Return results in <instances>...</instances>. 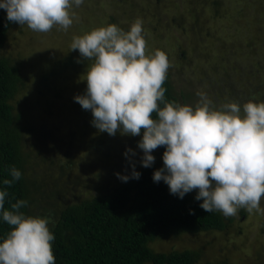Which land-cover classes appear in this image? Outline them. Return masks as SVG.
Wrapping results in <instances>:
<instances>
[{
  "label": "rangeland",
  "instance_id": "rangeland-1",
  "mask_svg": "<svg viewBox=\"0 0 264 264\" xmlns=\"http://www.w3.org/2000/svg\"><path fill=\"white\" fill-rule=\"evenodd\" d=\"M259 1L264 4L261 0H84L70 9L75 15L66 31L57 25L50 32L39 33L12 22L0 57L8 59L23 80L14 100L15 114L20 113L34 133L40 134L47 127L51 138L46 136L56 148L55 159L63 166L69 163L60 182L70 188L68 203L90 199L98 193V184L113 180L105 171H111L118 158L138 168L142 167L144 155L138 147L142 133L131 136L117 131L110 136L100 132L92 125L91 110H84L75 102L76 96L86 93V76L94 60L84 59L79 50L72 51L73 37L111 24L127 32L140 18L147 41L146 54L161 50L168 56V76L178 104L195 109L202 93L212 101V107L219 109L220 102L231 95L228 84L236 82L243 115L245 100L263 102L259 94L250 95L256 81L253 78L261 82L264 70L246 44H257L264 37V22L258 25L256 21L264 18ZM67 59H72L71 67H56ZM239 64L241 77L233 74ZM26 138V148L34 150L35 137ZM128 149L135 155L129 153L126 157ZM30 154L35 157L34 152ZM152 155L155 163L151 167L163 168L159 150ZM197 192L198 189L188 194ZM260 207L264 209V198ZM241 211L245 213L243 217ZM229 218L232 223L226 232L185 233L158 239L149 246L159 253L199 251L198 264H264V213L238 209Z\"/></svg>",
  "mask_w": 264,
  "mask_h": 264
},
{
  "label": "clouds",
  "instance_id": "clouds-1",
  "mask_svg": "<svg viewBox=\"0 0 264 264\" xmlns=\"http://www.w3.org/2000/svg\"><path fill=\"white\" fill-rule=\"evenodd\" d=\"M84 0H0L7 20L26 25L34 32L47 33L54 26L67 30L73 23V4ZM143 20L137 18L125 32L116 24L100 27L73 37L71 49L84 59L94 60L87 72V90L75 102L91 110L92 125L100 132L115 136H140L142 166L155 163L153 151L166 146L164 167L155 171L154 182L163 181L170 194L180 199L198 189L195 199L207 213L221 212L235 216L238 209L264 213V102L249 101L241 106L232 102L219 109L200 94L195 106L165 102L163 87L171 67L161 50L147 55ZM164 102L161 108L160 104ZM156 118H153V114ZM135 155L132 149L125 152ZM132 174L117 177L123 182L139 179L132 164ZM11 180L21 179L20 170L12 167ZM6 190H0V215L12 226L0 243V264H56L48 218L29 217L20 211L27 201L18 200L5 210ZM194 214V213H192Z\"/></svg>",
  "mask_w": 264,
  "mask_h": 264
},
{
  "label": "trees",
  "instance_id": "trees-1",
  "mask_svg": "<svg viewBox=\"0 0 264 264\" xmlns=\"http://www.w3.org/2000/svg\"><path fill=\"white\" fill-rule=\"evenodd\" d=\"M259 5L260 9L262 5L264 9L260 1ZM256 21L259 25L264 18ZM256 21L255 27L258 26ZM11 25L6 10L0 9V50ZM246 44L251 56L261 61V65H256L264 70V37L257 44H250L249 41ZM71 64L72 59L61 60L56 67L66 69ZM235 66L233 74L241 77L242 71L238 68L242 67L240 64ZM253 79L256 81L250 95L259 94L264 102V79L261 82V79ZM22 84L18 69L8 59L0 57V190L8 193L5 210H12V204L25 200L27 206L20 211L26 216L50 220L48 227L55 236L52 248L56 264H198L201 258L199 251L159 253L149 245L158 239L185 233L226 232L232 223L231 218L218 211L205 212L200 207L203 201L195 199L198 192L186 194L183 199L170 194L167 184L154 182L153 175L157 171L154 167L135 168L141 174L140 178L123 182L117 173H113L120 171L121 176L131 177L133 169L132 163L122 162L121 157L112 164L111 171H105L107 176L111 174L113 180L98 184L95 196L68 203L70 188L60 182L64 173L68 172L69 163L63 166L59 159H55L56 148L49 143L46 135L51 136L47 127L41 129L40 134L34 133V129L22 120L21 114H15L14 100ZM236 84H228L231 95L220 102L221 106L227 102L238 103L241 93ZM163 87L166 90L164 101L176 102L169 76ZM163 106L164 102H161L160 107ZM153 118H156L155 113ZM29 135L35 137L34 150L26 148V137ZM158 150L163 156L166 146ZM31 152L35 157H31ZM12 167L20 170L22 176L11 186H6L3 181L12 179ZM241 214L243 217L245 213L241 211ZM11 228L0 215V243L7 238Z\"/></svg>",
  "mask_w": 264,
  "mask_h": 264
}]
</instances>
